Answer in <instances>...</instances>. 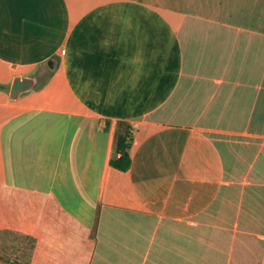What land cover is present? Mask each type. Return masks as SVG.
<instances>
[{"label":"crops","instance_id":"1","mask_svg":"<svg viewBox=\"0 0 264 264\" xmlns=\"http://www.w3.org/2000/svg\"><path fill=\"white\" fill-rule=\"evenodd\" d=\"M0 85L27 264H264V0H0Z\"/></svg>","mask_w":264,"mask_h":264},{"label":"rangeland","instance_id":"2","mask_svg":"<svg viewBox=\"0 0 264 264\" xmlns=\"http://www.w3.org/2000/svg\"><path fill=\"white\" fill-rule=\"evenodd\" d=\"M43 69L45 71L42 75H39L40 82L50 73V69L46 67ZM39 83L35 86H38ZM32 245V239L27 235L0 232V264H27Z\"/></svg>","mask_w":264,"mask_h":264},{"label":"trees","instance_id":"3","mask_svg":"<svg viewBox=\"0 0 264 264\" xmlns=\"http://www.w3.org/2000/svg\"><path fill=\"white\" fill-rule=\"evenodd\" d=\"M3 88V85H0ZM133 134L129 126L123 129L120 126L117 128L114 140V151L116 155L110 159V164L120 170H126L131 163L129 148L132 144Z\"/></svg>","mask_w":264,"mask_h":264},{"label":"water","instance_id":"4","mask_svg":"<svg viewBox=\"0 0 264 264\" xmlns=\"http://www.w3.org/2000/svg\"><path fill=\"white\" fill-rule=\"evenodd\" d=\"M36 78L28 75L14 76L9 90V97L16 98L20 93L29 90L35 83Z\"/></svg>","mask_w":264,"mask_h":264}]
</instances>
